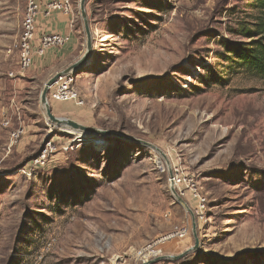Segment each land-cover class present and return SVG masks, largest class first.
<instances>
[{
  "label": "rangeland",
  "instance_id": "obj_1",
  "mask_svg": "<svg viewBox=\"0 0 264 264\" xmlns=\"http://www.w3.org/2000/svg\"><path fill=\"white\" fill-rule=\"evenodd\" d=\"M72 2L76 50L21 72L27 0H0V264H264V81L224 60L252 0H86V57ZM80 60L66 75L80 104L48 100L52 116L122 138L46 117L44 85ZM173 168L206 199L194 250Z\"/></svg>",
  "mask_w": 264,
  "mask_h": 264
},
{
  "label": "built area",
  "instance_id": "obj_2",
  "mask_svg": "<svg viewBox=\"0 0 264 264\" xmlns=\"http://www.w3.org/2000/svg\"><path fill=\"white\" fill-rule=\"evenodd\" d=\"M73 8L72 0H52L44 5H41L38 0H27L19 38L13 47V50L17 53V63L21 72H26L33 67L35 58L44 57L50 50L64 48L71 40L69 35L38 34L36 31L39 16L48 17L53 13H59L65 17L72 18ZM47 99L53 102H74L76 105L80 104L72 81L66 75L61 76L50 86ZM19 135V131L11 133L12 140L15 141ZM171 188L174 189L181 199L186 197V190H189L195 200L193 215L196 219L202 217L206 209V199L193 189L195 187L191 178L186 177L179 169L173 168L169 178V190ZM182 200L184 201V199ZM189 231L190 228L184 223L174 227L172 232L145 249L144 254H148V257L157 256L158 252L155 249L157 244L172 239H184Z\"/></svg>",
  "mask_w": 264,
  "mask_h": 264
},
{
  "label": "trees",
  "instance_id": "obj_3",
  "mask_svg": "<svg viewBox=\"0 0 264 264\" xmlns=\"http://www.w3.org/2000/svg\"><path fill=\"white\" fill-rule=\"evenodd\" d=\"M259 15L253 23L234 31L242 41L224 43V60L236 63L264 81V0H252Z\"/></svg>",
  "mask_w": 264,
  "mask_h": 264
},
{
  "label": "water",
  "instance_id": "obj_4",
  "mask_svg": "<svg viewBox=\"0 0 264 264\" xmlns=\"http://www.w3.org/2000/svg\"><path fill=\"white\" fill-rule=\"evenodd\" d=\"M85 3L86 0H80V4H79V10H80V16L83 20V24H84V31H85V35H86V53H85V57L89 55L92 45H91V32L88 26V22H87V18H86V13H85ZM84 57V58H85ZM82 60L78 61L76 64H74L73 66H71L70 68L66 69L65 71L61 72V73H57L54 77H52L51 79H49L46 84L44 85V88L40 94V103L45 111L46 117L48 118L49 121H51L52 123L55 124H64L67 125L69 127H71L72 129H74L75 131H82L84 133L87 134H100L101 136H114V137H120L118 135L106 132V131H99L93 128H87V127H83L81 125H78L74 122L68 121V120H64V119H56L52 116L51 110L48 107V99H47V93L48 90L50 88V86H52L61 76L67 75L70 71L74 70L77 66L80 65V62ZM122 138V137H120ZM169 176H171V171H169ZM173 197L177 200V202L182 205L185 209L189 210L186 203L176 194V192L174 191L173 188L170 189ZM192 215V233H193V239H194V247L191 250L197 249L198 247V238L196 235V222L194 219V215L191 213ZM179 257H177L176 259H178ZM156 261H149L147 263H142V264H154Z\"/></svg>",
  "mask_w": 264,
  "mask_h": 264
},
{
  "label": "crops",
  "instance_id": "obj_5",
  "mask_svg": "<svg viewBox=\"0 0 264 264\" xmlns=\"http://www.w3.org/2000/svg\"><path fill=\"white\" fill-rule=\"evenodd\" d=\"M38 1L41 5H44L52 0H38ZM36 32L38 34L47 33V34L69 35L71 40H70V43L66 47H64L66 49L65 52L66 53L73 52L77 48L78 41L74 36L73 17L72 18L65 17L59 13H53L52 15L48 17H44L43 15H40L37 21V31ZM52 51L53 50H50L48 52L52 53ZM57 52L59 55H62L64 53L61 50H58ZM46 54L43 58L44 62L52 58L51 55L47 57ZM38 59L39 58H35L34 64L39 63Z\"/></svg>",
  "mask_w": 264,
  "mask_h": 264
},
{
  "label": "bare ground",
  "instance_id": "obj_6",
  "mask_svg": "<svg viewBox=\"0 0 264 264\" xmlns=\"http://www.w3.org/2000/svg\"><path fill=\"white\" fill-rule=\"evenodd\" d=\"M70 133H75V134L77 135L78 138H79V137L81 138V137L87 135V134L83 135V134L79 133L78 131H74V130H72ZM78 133H79V134H78ZM84 138H86V137H84ZM167 167H169V165H167ZM140 255H142V254H139V256H140ZM145 257H146V255L142 256V259L145 258Z\"/></svg>",
  "mask_w": 264,
  "mask_h": 264
}]
</instances>
